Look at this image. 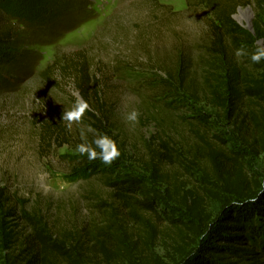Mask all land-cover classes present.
I'll use <instances>...</instances> for the list:
<instances>
[{
  "label": "trees",
  "instance_id": "trees-1",
  "mask_svg": "<svg viewBox=\"0 0 264 264\" xmlns=\"http://www.w3.org/2000/svg\"><path fill=\"white\" fill-rule=\"evenodd\" d=\"M188 3L210 13L204 43L197 47L202 53L194 58L182 49L158 61L151 59L150 64L164 74V89L183 93L189 100L203 94L205 103L223 114L220 121L233 124L235 135L228 140L213 135L230 147L224 148L198 133L202 144L189 146L160 136L148 145L150 158L140 159L137 167L128 166L124 154L109 166L99 164V158L89 160L79 153L74 158V172H86L87 176L100 173L99 179L109 186L112 200L108 203L97 196L94 205L104 216L80 230L58 228L42 211L29 207L26 199L1 188L0 264H152L155 259L150 251L160 232L154 213L155 206L160 205L162 221L177 231L181 240L172 239L179 255L177 260L172 257L174 264H264V180L256 179V174L238 162L244 156L235 144L237 140L253 149L259 145L264 148V60L255 64L250 59L259 48L256 41L264 38V23L256 22L254 31H250L234 19L244 3H253L261 11L260 18L264 17V0ZM15 30L0 24V59L8 55ZM241 47L247 55L238 59L235 50ZM145 52L150 54V48ZM100 64L88 48L71 55L58 54L39 71L38 78L54 89L58 76L72 80L90 106L82 122L93 132L109 137L112 108L103 102ZM42 89L36 88L40 92ZM28 91L32 93L33 89ZM42 106L49 110L46 115L39 113L35 120L42 149L69 143L66 121L62 120L64 111L55 110L47 102ZM155 109L156 113H151L154 122L168 127L172 114H176L174 107L170 111ZM182 119L193 132L195 124ZM196 119L199 125L211 129L204 114L196 115ZM81 140L100 152L93 137ZM173 163L199 177V191L181 181L178 172L163 169V165ZM208 200L220 204L216 217L208 211ZM129 222L136 227L128 228Z\"/></svg>",
  "mask_w": 264,
  "mask_h": 264
},
{
  "label": "rangeland",
  "instance_id": "rangeland-1",
  "mask_svg": "<svg viewBox=\"0 0 264 264\" xmlns=\"http://www.w3.org/2000/svg\"><path fill=\"white\" fill-rule=\"evenodd\" d=\"M241 10L247 12L243 21L238 18ZM260 14L253 3H244L234 19L245 30H250V21L254 31L256 22L264 23ZM209 16L207 10L190 6L188 0H0V24L16 29L8 55L0 59V189L26 199L29 207L42 211L61 229L80 230L103 218L94 204L97 196L112 202L109 186L100 181V173H75L73 164L79 154L77 147L83 144L81 132L86 138L103 135L89 131L90 126L84 122L73 123L71 131L67 128L69 143H55L53 148L43 150L35 122L39 113L49 112L43 108L44 102L51 103L55 110L67 111L81 98L72 80L58 76L54 89L38 78L39 71L58 54L71 55L87 48L103 69L102 98L105 107L112 108L109 138L121 155L127 156L128 166L137 167L140 159L150 158L148 145L160 136L189 146L202 144L198 133L229 148L213 135L228 140L235 135L233 124L222 123L223 114L208 106L203 94L189 100L183 93L164 89V74L150 64L151 59L158 61L182 49L194 58L200 55L197 47L204 43ZM256 46L264 48V38L258 39ZM147 48L150 54L145 52ZM27 87L33 89L32 93ZM38 87L43 88L41 92ZM156 107L166 111L174 107L171 126L162 128L154 122L151 113H156ZM133 110L140 113L136 123L126 121ZM198 113L206 116L211 129L199 125ZM181 117L195 124L193 132ZM235 144L244 156L238 162L263 181L264 148L259 145L253 149L237 140ZM163 169L178 172L181 181L199 191V177L178 163L165 164ZM207 208L215 217L221 209L219 203L209 200ZM155 210L160 232L150 251L155 259L152 264L158 260L174 264L172 257L177 260L179 255L172 239L181 240L177 231L162 221V206H155ZM122 212L126 214V210ZM135 227L129 222L128 228Z\"/></svg>",
  "mask_w": 264,
  "mask_h": 264
},
{
  "label": "clouds",
  "instance_id": "clouds-1",
  "mask_svg": "<svg viewBox=\"0 0 264 264\" xmlns=\"http://www.w3.org/2000/svg\"><path fill=\"white\" fill-rule=\"evenodd\" d=\"M245 55H247V53L243 47L235 50V56L238 59ZM250 59L253 63L259 64L264 60V48H258L257 51L251 55ZM88 110H90L88 102L81 97L76 100L71 110L63 112L62 120L67 122V128L69 131H71L73 123L80 124L82 122L84 114ZM139 115L140 113L138 111L133 110L127 114L126 121L136 123L138 122ZM88 130L93 131L91 127H89ZM81 137L82 139L85 138L83 132H81ZM93 143L100 149L99 153L90 144L78 145L77 151L81 155H87L89 160L99 158L104 164L109 166H111V164L121 155L115 141L106 135L99 136L93 141Z\"/></svg>",
  "mask_w": 264,
  "mask_h": 264
},
{
  "label": "bare ground",
  "instance_id": "bare-ground-1",
  "mask_svg": "<svg viewBox=\"0 0 264 264\" xmlns=\"http://www.w3.org/2000/svg\"><path fill=\"white\" fill-rule=\"evenodd\" d=\"M247 12H246V10H241L240 11V14L238 15V18H239L240 21H243L245 19V17L247 16V14H246Z\"/></svg>",
  "mask_w": 264,
  "mask_h": 264
},
{
  "label": "water",
  "instance_id": "water-1",
  "mask_svg": "<svg viewBox=\"0 0 264 264\" xmlns=\"http://www.w3.org/2000/svg\"><path fill=\"white\" fill-rule=\"evenodd\" d=\"M247 11L250 12V17H251V16H252V10H251V8L248 7V8H247ZM248 23H249L248 28H249L251 31H253V26H252V24L250 23V21H248Z\"/></svg>",
  "mask_w": 264,
  "mask_h": 264
}]
</instances>
